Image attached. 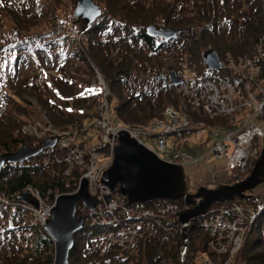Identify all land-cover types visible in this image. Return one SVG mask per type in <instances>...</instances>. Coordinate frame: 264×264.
<instances>
[{
  "label": "trees",
  "instance_id": "obj_1",
  "mask_svg": "<svg viewBox=\"0 0 264 264\" xmlns=\"http://www.w3.org/2000/svg\"><path fill=\"white\" fill-rule=\"evenodd\" d=\"M40 1L0 0V4L7 10L5 12L12 10L16 15L23 12L24 16L30 13L32 18H42L48 13L47 10L37 9ZM106 1L108 10H103L99 24L86 26L84 31L90 55L88 58L78 50L71 34L62 32L58 38L54 37L61 33L55 19L48 29L36 33L29 32L26 26L20 24L19 32L22 36L16 37L15 41L0 43V65L3 67L0 80L9 91L0 86V153H14L22 145L33 148L38 146L32 139L21 135L24 125L35 122L28 119L36 115L31 109L35 108L33 104L24 101L25 93L38 99L54 126L77 130L82 137L89 136L87 140H81V146H87L96 154H108L107 145L94 128V123L101 116L103 104L101 94L91 87L95 68L99 69L109 85V101L115 122L144 125L164 118L165 110L173 106L175 100L170 91H141L137 97L128 99L126 92L135 70L131 63L132 57L138 58L139 63L148 62L151 67H156L160 51L175 45L185 35V43L180 45L188 47L192 59L197 60L199 69L203 71L205 51L213 50L220 56L223 53L236 57L250 56L258 40L264 36V0L157 1L163 2L160 4H154L152 0L148 7L144 4L129 5L126 0ZM177 8L188 10L179 17ZM106 16L114 20H106ZM187 25L191 27L187 28ZM149 26L174 29L181 33L176 39L165 42L157 37H149L146 34ZM139 43L144 48L143 54L133 50ZM74 61L85 62L91 68V74L84 76L72 64ZM67 65H71V68ZM42 69L48 75L43 74ZM37 70L39 76L35 74ZM51 70L58 71V76H52ZM45 76L50 80H44ZM51 84L58 88L59 95L53 91L48 93ZM20 100L28 104L30 109H24ZM190 134L182 133L172 138L170 144L190 151ZM194 150L201 154L204 151L197 146ZM47 154L58 156L40 163L39 159ZM63 155L58 148L50 149L24 164L6 165L0 175V197L21 202V194L30 185L39 188L50 199L58 194L72 192L77 188L83 171L76 167L71 176L63 177ZM237 200L250 203L253 198L246 196ZM261 202L263 204L258 221L233 264H264V196ZM80 212L78 209L77 214L80 215ZM23 213L8 209L0 201V222L9 214L17 222L7 220L0 226L4 229L3 234L0 231V264H54V241L43 228L25 220ZM106 231L103 226L86 224L75 237L69 264H180L179 255L183 246L181 236H177L171 243L164 240L153 249H143L139 255H127L110 244H99ZM7 233L14 239L20 238L25 246L17 245L16 239L4 247H10L9 250H4L2 242L8 236L3 235ZM189 237L191 256L209 254L207 237L200 229V220H195L191 225Z\"/></svg>",
  "mask_w": 264,
  "mask_h": 264
},
{
  "label": "built area",
  "instance_id": "obj_2",
  "mask_svg": "<svg viewBox=\"0 0 264 264\" xmlns=\"http://www.w3.org/2000/svg\"><path fill=\"white\" fill-rule=\"evenodd\" d=\"M222 66L221 72H203L193 76L176 72L182 84L173 86L168 83L161 87L173 91L175 105L165 110L164 118L150 121L148 127L118 125L109 107V88L102 79L93 83L103 98L101 116L94 123V128L107 145L108 154H96L87 146H81L79 131L57 128L46 116L24 125L21 135L37 141L58 139L59 148L66 152L62 175L68 178L76 167L83 171L77 188L71 193L78 192L82 180L86 179L90 196L100 202L92 222L112 226L113 230L108 233L109 242L124 254L137 255L143 249H153L164 240H174L173 235L180 225L179 216L185 206L176 202L130 206L119 191H112L102 183L103 174L113 163L117 136L121 132H126L164 162L182 165L194 159L186 150L173 148L169 139L187 131H205L208 128L213 140L209 154L216 159H226V167L234 169L235 182L244 179L260 154L264 128L252 123V119L259 117L264 120V36L258 40L250 56L235 58L227 55L222 58ZM132 89L129 87V92ZM153 89L160 90L155 86ZM137 93L133 92V95ZM147 140H154L155 147H151ZM215 184L216 181L213 182ZM25 192L37 200V207L1 197L0 201L19 214L25 212V220L44 228L60 195L50 199L33 185L28 186ZM258 203L254 200L252 205L211 208L201 221V230L207 237L208 256L201 255L199 263L195 259L189 260L190 240L186 233L179 255L180 264H233L257 219ZM180 235H185L182 225Z\"/></svg>",
  "mask_w": 264,
  "mask_h": 264
},
{
  "label": "water",
  "instance_id": "obj_3",
  "mask_svg": "<svg viewBox=\"0 0 264 264\" xmlns=\"http://www.w3.org/2000/svg\"><path fill=\"white\" fill-rule=\"evenodd\" d=\"M102 15V8L93 0H79L75 8V17L85 21L88 26H92ZM146 34L149 37L170 41L176 39L180 31L149 26ZM203 60L208 70L219 71L222 68L216 51L210 50L205 53ZM170 81L173 85L181 83L174 71L170 73ZM117 140L119 145L114 149L113 165L103 174L102 183L112 190L118 187L130 205L156 200L185 199V204L193 207L180 215L184 231L189 229L193 221L205 215L213 204L244 198L247 192L264 184V141L261 155L244 181L217 189L203 188L195 194H186L185 172L182 167L160 160L155 153L131 139L126 132H121ZM56 145L57 138H51L40 143L37 148L23 146L15 153L0 154V175L6 165L24 164L46 150L55 148ZM21 198L29 204L38 206V202L28 193H22ZM79 204L89 211H95L100 204L96 198L90 196L85 179L78 193L59 197L52 218L44 228L55 243L54 264H69L70 253L75 247V237L86 226L85 219L77 216Z\"/></svg>",
  "mask_w": 264,
  "mask_h": 264
},
{
  "label": "rangeland",
  "instance_id": "obj_4",
  "mask_svg": "<svg viewBox=\"0 0 264 264\" xmlns=\"http://www.w3.org/2000/svg\"><path fill=\"white\" fill-rule=\"evenodd\" d=\"M78 1L79 0H41L39 3L40 6L37 9L47 10V13H48L47 16L42 17V18L41 17L32 18V15L30 13H27V16H24L23 12L19 13V15L18 14L16 15L12 13L13 12L12 10L11 11L9 10V13L5 12L7 10L3 8L2 6L3 4L1 3L0 4V43L2 44V43L9 42V41H15L16 37L18 38L22 36V33L20 34L19 32L20 24H22L23 26H26L29 32L36 33L38 31L42 32L45 29H48L52 25L53 20L55 19L56 26L59 32L61 33L55 34L54 37L58 38L59 36H61L60 34H62V32H67L68 34H71V37L76 41V46L78 50L81 51L82 54L88 58L90 55H89V52L87 51L88 47H87L86 39H85L86 36L84 35V31L86 29L87 24L85 23V21L77 20V18L75 17V8H76V5L78 4ZM93 1L96 4H98L104 11L108 10V5H107L108 2L106 0H93ZM126 1L128 2L127 4L129 5L144 4L146 5V7H148L149 5L148 3H152V0H126ZM153 1H154V4L163 3V2H157L160 0H153ZM164 1L169 3L171 0H164ZM186 10L188 9L187 8H177V13H178L177 15L179 17L185 15ZM100 20L101 19H99L98 22ZM106 20H114V19L106 16ZM186 27L190 28L191 26L187 25ZM185 38L186 37L184 35V37L176 43L177 45L175 44L169 48H165L161 50L159 53V57H157V60H156V67L155 66L151 67L148 64V62L139 63L138 58H136L135 56L134 58L132 57L131 63L133 67L135 68V70H134L132 79L130 81V87L131 86L133 87L131 93L132 92L137 93L138 91H145V90L153 93V91H155L153 89L154 86L161 89V84L164 83L162 76H165L166 80H169V75L172 71L181 72V74H184V75L187 74L188 76H193L201 72L198 64L196 63L197 60L192 59V56L189 53L188 47L187 46L183 47L182 45H180L182 43H185ZM137 46L139 49H142V50H139ZM137 46L133 48V50L137 53L143 54V51H144L143 46H140V43ZM205 52L203 53V55L205 54ZM227 55H230V53L229 54L223 53L222 56L225 58ZM231 56L237 58L234 55H231ZM159 60H161V63H159ZM72 64H74L76 66V69L78 68V70L81 73H83L84 76H86L87 74H91V68L89 69L85 62L83 63L82 61L80 62L74 61L72 62ZM71 65L69 66L67 65L69 69L71 68ZM2 68L3 67L0 65V70H2ZM51 71H53L52 76L53 75L55 77L58 76L59 74L58 71H55V70H51ZM94 71H95V74L92 77V82H99L102 79L105 85H107V87L109 88L108 83L106 82L105 78L103 77L99 69L95 68ZM41 72L45 75H48V73L43 71V69L41 70ZM35 74L36 76H39L38 70L36 71ZM160 76H161V80H160ZM44 80L49 81L50 78L45 76ZM0 86L6 91H8L6 86L2 84L1 80H0ZM47 91L48 93L51 94L52 88L48 89ZM126 95L128 99H131L129 94H126ZM23 96H24V101H29L35 107L31 109L35 111L36 115L34 117H31V119H28V120L36 121L41 118H44L45 116L47 117V119L49 118L46 111L44 110L42 105L39 104L38 99L35 96H32L27 93L23 94ZM16 100L18 101L17 97H16ZM24 101L20 100V102L25 107L24 109H28V108L30 109L29 105L26 104ZM110 109L112 111V107H110ZM22 117L24 118L25 116H22ZM252 123H254L260 128H264V120L260 119L259 117H254L252 119ZM150 124L151 123L148 122L144 124V126L148 127ZM118 125L127 126V127L133 126L131 124L121 123V122H119ZM28 138L32 139L33 142H37V140L32 137H28ZM88 138L89 136L88 137L79 136V141L81 140L85 141ZM212 141L213 140L211 139L210 134L206 131L193 132L190 134L189 144H190L191 152L189 150H186V148L184 149L192 156L194 161L183 164V169L185 172L184 185L186 187V191L188 194H194L197 192V190L203 189V188H209L211 190V189L217 188V186L221 187L227 184H234V169H229L226 167V164H225L226 159L225 158L216 159L212 154H209ZM154 142H155L154 140H147V143L151 147H155ZM195 146H197L199 149L203 148L204 150L203 153L205 152L206 154L204 155L205 157L200 153V151L194 150ZM0 154H5V153L1 152ZM57 156L58 155H48L47 154V155H44L42 158H40L39 162L43 164L45 161H49L50 159L55 158ZM101 160L103 162L107 161V160L104 161V159H101ZM214 180H217L218 185L212 188L211 184L214 182ZM247 194L261 199L264 196V184L259 185L258 187L248 192ZM79 209L81 211L80 212L81 217H84L88 220L86 224L93 225L94 222H92V219H93L92 214L89 215V211L84 209L82 205L79 206ZM9 213L11 214V212ZM10 214L9 216L6 217L5 220L0 222V226L6 223L7 220L13 223H17L13 221ZM80 215H78V217H80ZM13 223H10V224L13 225ZM180 228H181V225H177V232L176 234L173 235L175 236L173 239H175L177 235L180 234ZM0 231L2 232V234L4 233L3 226L0 227ZM3 236H8V233L4 234ZM173 236H171L170 238H172ZM8 237L7 239L5 237H4L5 239L3 238L4 239L2 242L3 248L6 246L7 243L15 241L16 239H18V243H16L17 245H21L23 247L25 246L24 241H22L20 238L14 239L12 237L10 238ZM107 238H108L107 233H105V236L99 241V244L100 245L102 244L105 246L108 245L109 240H107ZM168 242L171 243L172 241L168 240ZM190 243H189V251L192 250V245ZM174 244H176V242H174ZM9 248H4V250H9ZM202 255L208 256V253H205ZM190 257H192L190 258V260L194 261L195 259L199 263L201 254L195 255L194 257L191 256L190 254Z\"/></svg>",
  "mask_w": 264,
  "mask_h": 264
}]
</instances>
